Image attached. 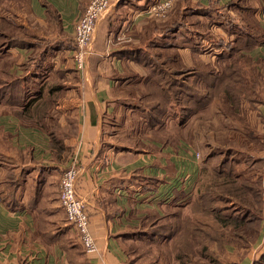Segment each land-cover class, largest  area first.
<instances>
[{
	"label": "crops",
	"instance_id": "obj_1",
	"mask_svg": "<svg viewBox=\"0 0 264 264\" xmlns=\"http://www.w3.org/2000/svg\"><path fill=\"white\" fill-rule=\"evenodd\" d=\"M159 1L111 0L79 71L75 26L91 0H2L1 264H131L124 243L146 214L163 217L187 204L201 175L194 148L141 135L136 139L150 148L118 144L129 143L122 135L139 113L129 101L135 95L129 87L142 85L145 75L140 65L130 71V64L141 63L153 41L158 48L171 46L183 66L198 68L191 64L199 61L186 52L207 40L222 45L221 53L229 51L242 32L251 48L231 59L235 76L250 78L239 66L243 61L264 75V0H174L161 20L146 14ZM10 40L14 44L7 47ZM256 88L264 99V82L257 81ZM248 89L247 82L244 92ZM241 107L249 105L243 101ZM257 109L264 117V101ZM252 154L264 159V150ZM74 159L80 168L77 191L98 246L95 255L85 251L60 203L61 177ZM183 170L190 175L186 185L180 181ZM262 196L258 237L246 249L229 246L226 264H264V191Z\"/></svg>",
	"mask_w": 264,
	"mask_h": 264
},
{
	"label": "trees",
	"instance_id": "obj_2",
	"mask_svg": "<svg viewBox=\"0 0 264 264\" xmlns=\"http://www.w3.org/2000/svg\"><path fill=\"white\" fill-rule=\"evenodd\" d=\"M241 35L239 32L236 36V45L232 49L220 54L219 61L226 56L231 61L240 54L241 48H251ZM13 44L10 40L6 46ZM2 48L4 46L0 45V50ZM171 48L164 46V49ZM161 52L153 54L151 63L140 64L145 71L141 81L146 90L140 97L145 107L142 105L144 108L139 107L138 111L145 114L148 127L164 126L177 104L183 106L182 112L196 113L223 96L239 107L248 80L235 76L237 71L232 62L228 61L222 72L217 68L202 70L183 66L175 54ZM259 79L257 75L253 80ZM250 92L255 94L252 87ZM182 120L181 123H186L188 119ZM203 147L215 152L202 156V170L212 159L221 158L213 169L216 180L200 188L191 215L185 216L183 209H176L163 217L147 216L135 231L139 236L143 230L147 231L142 238L148 252L160 243V239L171 264H226L229 246L246 249L258 237L263 211L264 159H256L248 144L240 143L233 136L218 144L206 141ZM181 197L176 195L178 200ZM149 221L151 223L147 225Z\"/></svg>",
	"mask_w": 264,
	"mask_h": 264
},
{
	"label": "rangeland",
	"instance_id": "obj_3",
	"mask_svg": "<svg viewBox=\"0 0 264 264\" xmlns=\"http://www.w3.org/2000/svg\"><path fill=\"white\" fill-rule=\"evenodd\" d=\"M2 4L3 2L2 0H0V8L2 7ZM2 42L3 41L1 40L0 45H2ZM3 49L4 48H2L0 51H2ZM222 50L223 48H217L216 43L213 44L212 42L210 43L209 40H207V42L201 48L195 49V51L190 54L186 52V55H190L195 59V61H199L197 63L191 64L192 66H196L202 70L217 68L218 70H220V72H222L223 68L228 63V61H230V59H228V56H226V59L219 61V58L216 59V56L215 58L213 56L222 54ZM161 51L164 54H173L171 50L164 49V46L158 48V44L152 41L150 44H148L145 51L139 57L141 63H137L138 65L135 63L130 64V71H135V68L139 67L140 64H149V62L152 60L153 54H157ZM226 51L228 52V49ZM136 56H138V53L136 54ZM243 62L244 63L239 66L247 71L250 78L247 81L249 88L248 92L245 93L243 91L241 101H245V103L249 105V108L241 107L242 102L240 103L239 107H237L224 99L223 96L216 98L209 106L199 111L197 110L196 113L182 112L183 106L177 104L173 106V109H171L173 110L171 111L172 117L168 125L156 128L148 127L145 120V114L139 112L137 119L130 123L134 125L130 126V128H127L130 129V131L126 132L130 134H127L125 132V135H122V137L124 138H131L129 143L118 142V144L125 145L126 147L131 146L134 149L140 150L143 148H150L149 144H143L144 141L141 140L142 136L145 138L147 137L157 140H168L169 142H171V144H173V146H176L180 141H183L187 145V147L189 146L194 148L196 152L200 154V158H196V160L200 161L201 165L202 156L204 157L206 154H214L215 152L213 151L211 153L210 149L203 147L206 141L212 144H218L228 141V137L233 136L237 138V141H239L240 143L248 144L252 153L257 154L258 152L264 150V117L257 109V105H259V103H262L264 99L261 91H258L256 88L255 80H253L254 77L258 75L260 76L259 81L262 84L264 82V75L262 73H259L260 69L255 66L254 63L246 61ZM185 63H187V60L185 61ZM232 64L236 65L234 61H232ZM186 67L188 66L186 65ZM141 70H143V68ZM141 76L142 75H140V77ZM137 82L134 81V83ZM253 82H255V84ZM251 87L254 88L256 92L255 94H252L250 92ZM129 88H131V90L135 94L133 95V100L129 101L133 103V106L138 105L140 108H144L145 103L141 102L140 98H138L137 96L141 93L142 95L145 93V86H143L142 84L137 86L134 85ZM237 92L239 94V90H237ZM185 118L188 119L186 123H181L183 121L182 119ZM141 123H143L142 126L138 125ZM133 134H135L134 137ZM138 135H141V139H136ZM242 155L245 156L246 154L243 153ZM220 158L221 157L218 156L216 159H212L204 170H202L201 168L199 183L196 184L193 193H191L190 197L187 198V204H185L184 207L181 208L183 209L182 212L185 216L191 215L190 211L192 210L193 204L198 199L200 188L207 184L214 183L213 181L216 180L215 171L213 169L214 166L219 162ZM241 158L242 157H239V159ZM139 181L143 184H147L143 179H140ZM146 216L158 217L156 214L150 212H148ZM150 221L147 223V225H149L153 220L151 222ZM144 231L145 230H143L142 236H139L138 233L131 231L128 236V241H125L124 249L127 252L128 261L131 264H153V262H157L156 264H171V261H169V256H167L166 254L167 249L162 248V246L160 245V239H158V242L160 243H156L155 245H153L152 251L148 252V250L145 248L146 245H143L144 238L142 237L148 234L146 233L147 231ZM145 252L146 255H143ZM217 256L221 257L222 255L218 254Z\"/></svg>",
	"mask_w": 264,
	"mask_h": 264
},
{
	"label": "built area",
	"instance_id": "obj_4",
	"mask_svg": "<svg viewBox=\"0 0 264 264\" xmlns=\"http://www.w3.org/2000/svg\"><path fill=\"white\" fill-rule=\"evenodd\" d=\"M174 0H162L148 7L146 14L154 19L165 18L172 9ZM112 9L111 0H91L90 5L75 26L74 63L79 71H83L90 54L93 36L98 22L106 17ZM195 158H200L196 153ZM80 173L78 161H72L60 181V203L65 211L68 222L78 234L79 240L90 255L98 253V246L90 228V216L84 200L77 191V181ZM183 185L188 184L190 175L183 170L180 174ZM1 264V263H0Z\"/></svg>",
	"mask_w": 264,
	"mask_h": 264
}]
</instances>
